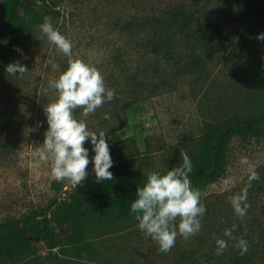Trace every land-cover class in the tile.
Here are the masks:
<instances>
[{
	"label": "rangeland",
	"instance_id": "374dc122",
	"mask_svg": "<svg viewBox=\"0 0 264 264\" xmlns=\"http://www.w3.org/2000/svg\"><path fill=\"white\" fill-rule=\"evenodd\" d=\"M35 5L29 16L37 10L40 20L15 34L0 58V223L40 211L73 187L51 176V157L41 159L48 128L44 107L59 95L51 82L71 59L96 67L115 92L95 112L85 116L78 107L74 117L91 131L106 132L113 161L144 173L176 164L181 151L199 147L204 127L250 112L260 97L264 62L252 47L251 28L264 21V0H36ZM180 7L189 19L185 30L206 35L205 29L217 27L232 43L223 49L213 39L206 46L176 26L168 28L170 13ZM45 17L71 40L70 56L41 31ZM164 36L170 39L171 56L152 51ZM192 55L198 62L184 70ZM13 62L28 70L7 73ZM93 172L90 162L88 175ZM252 172L258 179L248 187ZM245 187L249 207L239 217L230 198ZM197 189L206 208L201 229L187 239L178 235L168 252L159 251L131 217L91 223L75 245L49 248L32 241V254L7 264H231L241 237L249 245L245 264H264V136L232 137L224 175ZM226 229L232 238L224 236ZM221 238L227 247L218 255L216 240Z\"/></svg>",
	"mask_w": 264,
	"mask_h": 264
},
{
	"label": "trees",
	"instance_id": "16d2710c",
	"mask_svg": "<svg viewBox=\"0 0 264 264\" xmlns=\"http://www.w3.org/2000/svg\"><path fill=\"white\" fill-rule=\"evenodd\" d=\"M44 4V0H42ZM36 0H0V58L12 44L15 34L27 32L41 18V13L33 10ZM42 5L38 6L41 7ZM49 10L46 8L44 12ZM59 15V11H54ZM186 12L180 7L169 15V27L176 26L184 31L188 39L201 40L205 45L210 40H217L216 45L225 49L231 44V38L217 27H209L204 31L197 29L185 30L188 25ZM264 32V21L251 28L254 38L252 47L260 54L264 62V41L257 39V34ZM154 53L163 52L170 55V39L164 36L152 45ZM192 51V50H191ZM193 55L198 57L199 53ZM192 57L183 63V68H192L197 57ZM264 65V64H263ZM264 75V66H263ZM234 136L246 138L249 136H264V82L260 89V97L248 113H236L214 124L204 127L199 137V147L185 153L190 157L193 170L189 174L192 186L197 189L203 181H214L224 175L225 152L230 139ZM182 164V157L176 164L165 167L160 172H166L172 167ZM113 173L111 181L96 182L95 173L88 175L82 185L73 186L66 196L57 201L52 200L40 211H33L21 219H11L0 223V264L11 260H21L32 254V241H42L49 248L61 247L65 244L81 243L89 224H113L120 219L134 217L130 212V204L136 199V189L143 186L149 173H144L130 167L125 161L114 160L109 169ZM159 171V170H156ZM60 228L59 231L56 229ZM245 255H240L239 249L231 260V264H245Z\"/></svg>",
	"mask_w": 264,
	"mask_h": 264
},
{
	"label": "clouds",
	"instance_id": "9594fccd",
	"mask_svg": "<svg viewBox=\"0 0 264 264\" xmlns=\"http://www.w3.org/2000/svg\"><path fill=\"white\" fill-rule=\"evenodd\" d=\"M48 41L66 56L71 55L72 42L56 30L50 18L45 17L39 26ZM257 39L264 41V32L257 34ZM17 51H22L16 48ZM27 67L19 62L7 65L6 71L11 75L23 74ZM59 93L58 97L44 107L47 131L43 140L41 159L52 158L51 176L57 180H67L73 186L82 185L88 176L91 162L96 182L111 181L113 166L109 140L104 131L99 133L89 130L87 124L77 120L73 112L82 108L87 116L96 111L105 102L112 101L115 92L107 88L104 77L94 66L80 60L71 59L68 67L51 82ZM105 118H109L107 114ZM88 142L91 147H86ZM90 151L94 155L90 156ZM182 155V164L166 172L152 171L143 186L136 189V199L130 204V212L138 221V228L156 241L158 250L168 252L176 243L177 236L187 239L201 229V218L206 212L201 203V192L192 186L190 173L193 164L187 153ZM258 179L252 172L250 181ZM247 187L241 194L230 198L234 213L239 217L246 215L249 205L246 201ZM177 218L179 223L176 224ZM224 236L232 238V230L226 229ZM216 253L219 255L227 247L225 239L216 240ZM240 255L248 251V242L240 238L236 244Z\"/></svg>",
	"mask_w": 264,
	"mask_h": 264
}]
</instances>
